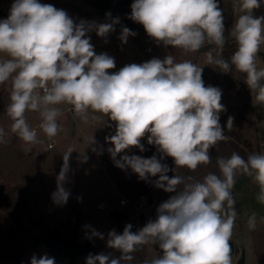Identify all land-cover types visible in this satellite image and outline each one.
<instances>
[{"label": "clouds", "instance_id": "1", "mask_svg": "<svg viewBox=\"0 0 264 264\" xmlns=\"http://www.w3.org/2000/svg\"><path fill=\"white\" fill-rule=\"evenodd\" d=\"M264 0H233L239 15L228 35L236 44L230 61L223 58L226 43L224 10L218 0H133L129 19L141 24L149 37L164 46L184 53H195L210 45L205 63L216 65L228 73L232 66L246 74L245 83L255 92L253 106H264V68L257 67V56L264 44V15H254ZM106 17H111L107 13ZM120 23H76L63 9L39 0H14L7 18L0 20V86L10 82V103L6 112L12 123L11 132L25 144L38 143L37 131L26 119L27 112L40 117L39 128L48 137L59 130L58 105H71L74 114L84 122L89 110L115 122V134L105 141L116 167L131 171L140 180L157 177L155 187L174 193L156 209V218L133 232L127 224L122 234L108 232L106 246L120 252L89 254L86 264H131L135 253L146 246L158 247L160 254L146 257L140 264H232L230 240L237 218L232 190L239 175H247L259 186L257 201L264 205V153H252L247 159L236 152L217 156L216 172L202 178L179 174L187 169L195 172L201 165H210V149L227 141L220 113L222 90L202 79L203 68L191 60L176 62L173 55L152 58L140 64L130 63L117 72L114 57L96 54L87 34L95 31L107 37ZM136 33L122 27L118 39L127 43ZM107 42V41H106ZM93 119L99 116L93 115ZM234 117L226 127L231 130ZM0 128V144L8 141ZM156 146L159 158L153 155L118 154L132 147L146 151L141 143ZM89 145L96 143L94 136ZM30 150V149H29ZM94 152L96 148L92 149ZM57 176V189L52 200L66 204L70 192L65 189L69 172V156ZM99 154V153H98ZM171 157L175 168L161 161ZM88 157L83 156V161ZM169 171L175 174L167 175ZM250 230L257 226L256 214L247 221ZM91 230L88 239H105ZM30 264H55L47 254L31 257Z\"/></svg>", "mask_w": 264, "mask_h": 264}, {"label": "rangeland", "instance_id": "2", "mask_svg": "<svg viewBox=\"0 0 264 264\" xmlns=\"http://www.w3.org/2000/svg\"><path fill=\"white\" fill-rule=\"evenodd\" d=\"M39 2L65 10L76 23L81 20L105 23L111 22L113 18L101 15L98 5L91 0H39ZM218 3L224 10L226 39L232 38L228 32L239 13L233 10V0H218ZM254 15H264V3L259 9L254 10ZM7 17V14L2 15L0 20ZM121 29L119 23L115 25V31L103 38L97 36L95 31L88 33L95 53H107L114 57L115 68L118 70L130 63L140 64L152 58L162 60L167 55H173L176 62L191 60L198 64L203 68L202 79L205 86L212 85L222 90L221 103L226 111L220 113L221 126L233 138L241 135L242 138L248 139L253 152L259 153L260 146L264 150V106H253L255 92H251L244 82L246 75L235 68L224 73L218 66L206 64L205 53L208 50L184 53L183 50L172 46L158 45L147 34L137 32L135 36L128 38L126 44L122 43L118 39ZM260 53L264 55V44L261 45ZM259 55L257 67L264 68V58ZM8 89H10L8 83L0 86V128L5 130V139L8 141L0 144V261L12 264V252L22 250L23 264H30L33 255L39 258L50 252L44 241L46 233L57 229L62 236H72V223L64 225L56 222L63 221L65 217L58 209L61 205L55 204L52 200V193L57 189V176L64 164L63 157L70 147L74 151L69 156V172L64 187L70 192L68 201L73 208L66 218L69 220L76 215L80 228L77 240L80 243L88 240V237L82 235L81 230L85 225H90L105 237L103 240L92 238L93 251L112 253L114 258H118L120 256L118 251L106 246L107 234L112 230L120 234L137 216L133 209L122 207L118 201H114V205L107 204L104 209L98 207L99 199L96 198L94 189L97 178L90 176L87 171L89 169L87 165L97 159L91 154L89 160L83 161V156L90 149L89 138L93 135L94 139L98 137L105 141V137L109 136L110 127L115 125V122L102 114L92 113L91 110L88 113V121L84 122L74 114L71 105L62 104L57 106L61 109V115L58 117L60 130L55 137L48 138L39 128L41 121L38 113L27 112L25 114L27 122L32 128H36L39 141L28 145L11 132L12 121L6 112L10 103ZM93 115L99 116V119H93ZM229 116L234 117L231 130L226 127ZM48 141L54 143L52 148L48 147ZM239 143L249 149L243 142ZM81 187L88 191L87 196L74 193L77 190L75 188ZM52 207L56 208V211L54 210L57 212L56 220L51 215ZM114 210L123 213V217L118 221L111 217ZM151 253H154V250L148 246V249L135 253V257ZM51 255L53 256L52 253ZM146 257L148 256L135 258L131 264H140ZM78 258L77 260L81 262L84 259L81 256ZM245 263L250 264L248 259Z\"/></svg>", "mask_w": 264, "mask_h": 264}, {"label": "crops", "instance_id": "3", "mask_svg": "<svg viewBox=\"0 0 264 264\" xmlns=\"http://www.w3.org/2000/svg\"><path fill=\"white\" fill-rule=\"evenodd\" d=\"M7 15H9V12ZM8 84H10V82ZM115 127V125L110 127L109 136L115 134ZM225 134L229 137V133L226 129ZM95 139L96 143L94 145H90V148L93 147L97 149V151L92 154L96 156L97 160L87 165L89 169H86H88L87 171L90 173V176L92 175L94 178H97V185L94 187V189L96 192L95 196L99 199L98 205L103 201H107L110 205H114V201L119 202L121 197L134 199L138 198L140 195L147 194L152 200L143 208L144 222L147 223L150 219L154 220L156 218V209L158 206L162 202L166 201L171 195H174V193H167L162 189L155 187L154 181L158 179V176L151 177L149 181H144L140 180L138 175L133 173L130 168L122 170L116 167L114 161L107 151V149L113 145L105 143L106 141H103L102 138L96 137ZM141 143L144 145L146 151L141 152L138 148L132 147L125 150V152L118 154L117 159H119L121 155L125 154L138 155L143 158H150L155 154L157 155V158H159L160 153L157 152L156 146L149 145L147 143V136L142 139ZM209 151L213 158L212 164L201 165L195 172H189L187 169H181L179 170V174L193 175L197 178H202L210 171L218 173V169L215 166V159L217 156L228 157L232 152H236L243 158L247 159L248 155L255 153L253 151L242 152L235 149L229 142V139L227 141L219 142L216 147H213ZM259 153H264V150L261 146ZM89 159L90 158L88 157L87 160ZM161 162L167 164L170 169L176 167L171 157H166ZM174 174L175 173L173 171H169L167 173L169 177L173 176ZM75 189H77L74 191L76 195L83 197L87 196L88 191L84 190V188L81 187ZM232 193L235 199V210L237 212V218L230 240V245L232 248V264H238L241 255L244 253L245 260L248 259L250 264H264V205L260 204L256 199L259 193V186L255 184L252 178L248 177L247 175H239L236 178V184L232 190ZM72 208L73 207L70 205V201H68L66 204L61 205V207L58 209L66 218L68 217ZM54 210L56 211V208L54 207L53 209L52 207L51 215L56 220L58 217L57 212H54ZM253 213L256 214L257 226L255 230H250L247 221L249 216H251ZM65 218H63L64 220L61 222H56L63 223L64 225L67 223H72V226L73 223L78 225L76 215L69 220L68 218ZM122 233L123 230L120 232V234ZM151 248L154 250V253L139 255L135 258L154 255L156 251L153 247ZM48 256L53 258L51 252L49 251ZM0 264L6 263L0 261ZM19 264H23V256Z\"/></svg>", "mask_w": 264, "mask_h": 264}, {"label": "trees", "instance_id": "4", "mask_svg": "<svg viewBox=\"0 0 264 264\" xmlns=\"http://www.w3.org/2000/svg\"><path fill=\"white\" fill-rule=\"evenodd\" d=\"M91 1H93L95 4L98 5L99 12L101 13V15L106 16L107 13H111V17L113 18L119 17L121 27H127L135 33L139 32V33L147 34L141 24L129 19V16L131 14L130 6L133 3V0H91ZM209 47L211 46L205 45V47L200 50H208ZM235 50H236V44L234 39L227 38L222 53L223 58L230 61V58ZM259 56L264 58V55L262 53H260ZM232 68L235 67L232 66ZM239 141L246 144V146L249 147V149H246L243 146H241ZM229 142L235 149L239 151L242 152L252 151L251 142L246 138H242L241 135H237L235 138L229 135ZM140 220L144 222V217L141 216ZM76 228L78 230H76ZM71 229H72L71 237L62 236L57 229L53 230L51 233L45 234V240H44L45 244L48 246L50 252L53 254L54 257L67 256L70 257L72 260H77L79 259L78 257L81 256L84 257V259L82 260V264H86V257L90 253L93 255L100 254V253H95L93 251L92 248L93 239H88L85 243H80L77 240V235L80 231V228L77 224L73 223Z\"/></svg>", "mask_w": 264, "mask_h": 264}, {"label": "built area", "instance_id": "5", "mask_svg": "<svg viewBox=\"0 0 264 264\" xmlns=\"http://www.w3.org/2000/svg\"><path fill=\"white\" fill-rule=\"evenodd\" d=\"M14 2V0H0V17L2 15H6L9 12V9L11 7V4ZM0 58H4L3 56H0ZM36 130V128H34ZM48 147H53L54 143L52 141H48L47 143ZM93 147L90 148V150L88 151V153L86 154L87 157H89V155L95 153L93 150ZM149 196L147 194H143L140 195L138 198H134V199H129L126 197H121L119 199V203L120 205H122L125 208L128 209H133L137 216V218L131 222L132 230L133 232L138 231L140 228H142L146 223L142 222L140 220V217L143 216V208L148 205L149 203ZM109 204L107 201H103L101 203H99L98 207L104 209L106 207V205ZM81 233L84 237H88L91 234V230L87 229V228H83L81 230ZM148 246H146L143 250H141L140 252L144 251L145 249H147ZM155 251L160 254V250L158 249V247L154 246ZM119 255L120 252L118 251ZM55 259V264H82L81 260H72L70 257L67 256H59V257H54Z\"/></svg>", "mask_w": 264, "mask_h": 264}, {"label": "water", "instance_id": "6", "mask_svg": "<svg viewBox=\"0 0 264 264\" xmlns=\"http://www.w3.org/2000/svg\"><path fill=\"white\" fill-rule=\"evenodd\" d=\"M117 71H119L118 68H114L112 70V72H117ZM151 200L152 199L150 198L149 203L151 202ZM111 217H112V219L114 221H118V220H120L123 217V213L120 212V211H118V210H114L113 213H112V215H111ZM76 230H78V229L76 228ZM22 255H23V251L22 250H14L12 252V264H19ZM238 264H246L245 263V256H244V254L241 255Z\"/></svg>", "mask_w": 264, "mask_h": 264}]
</instances>
